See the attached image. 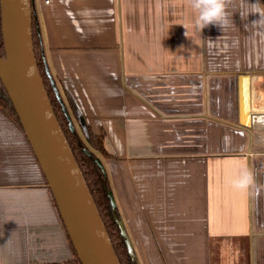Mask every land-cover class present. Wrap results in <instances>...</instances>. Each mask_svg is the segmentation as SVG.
<instances>
[{"label": "crops", "instance_id": "obj_1", "mask_svg": "<svg viewBox=\"0 0 264 264\" xmlns=\"http://www.w3.org/2000/svg\"><path fill=\"white\" fill-rule=\"evenodd\" d=\"M33 8L40 54L65 104L67 94L107 137L110 190L140 263L264 264L261 221L252 209L249 228L247 184L237 187L242 157L158 155L172 132L183 135L176 126L158 137L161 118L124 87L191 105L195 83L180 76L264 73V28L251 25L259 14L241 20V0H232L234 24L200 33L189 0H33ZM256 112L264 128V102ZM254 137L264 151V129ZM252 193L251 184V204ZM74 259L22 129L0 108V264Z\"/></svg>", "mask_w": 264, "mask_h": 264}, {"label": "water", "instance_id": "obj_2", "mask_svg": "<svg viewBox=\"0 0 264 264\" xmlns=\"http://www.w3.org/2000/svg\"><path fill=\"white\" fill-rule=\"evenodd\" d=\"M0 19L4 49V57L0 55V80L43 173L76 258L79 264H119L86 182L55 117L38 67L32 32L33 23L38 28L33 0H0ZM40 55L43 73L69 130L73 131L75 126L86 130L89 126L83 116L78 112L73 119L67 110L45 57L42 52ZM180 77L190 85L195 83L191 105L187 103L188 98L159 100L147 94L152 98L150 100L139 90L134 91L127 85L124 87L161 118L154 122L158 137L166 136L169 129H176V126L183 135L175 140V133L172 132L164 140L165 148L158 155L242 157L246 174L250 177L247 183L249 228L252 227L253 209L261 221L254 227H259L264 236V151H257L262 143H254V130L264 129L259 121L261 116L256 114L264 102V73L201 72L191 78ZM183 94L189 96V92ZM169 120L178 122H166ZM107 145V137L104 136L103 148L112 156ZM84 152L91 156L89 151ZM95 162L108 176L103 160L96 157ZM251 184L254 193L252 204ZM107 195L111 209L115 210L116 202L111 190ZM115 221L128 256L135 264H141L123 220L117 217ZM248 235L252 237L251 230ZM249 252L251 259V248Z\"/></svg>", "mask_w": 264, "mask_h": 264}, {"label": "trees", "instance_id": "obj_3", "mask_svg": "<svg viewBox=\"0 0 264 264\" xmlns=\"http://www.w3.org/2000/svg\"><path fill=\"white\" fill-rule=\"evenodd\" d=\"M33 32V44L34 53L37 59L38 67L41 72L46 91L49 96V100L53 107V112L58 121V124L63 132L66 142L70 148V151L78 165L80 172L86 182L87 188L91 194V197L98 210L100 218L104 224L105 230L111 241L115 255L119 261V264H135L127 254L126 245L124 239L120 236L117 223L115 219L119 217L118 211L112 210L109 202L107 192L110 190V182L107 175H105L101 169L97 166L95 158L99 157L102 160L110 157V155L103 148L104 133L101 132L99 135L92 133L89 127L86 130L80 129L78 126L73 131H70L64 115L60 110V106L57 103L54 94L50 88L48 80L43 73V66L40 57V43L36 27H32ZM0 55L4 57V49L2 42V31H1V19H0ZM65 100L67 102V110L71 113V116L76 119L77 108L71 99V97L65 94ZM0 108L4 109L11 118L19 125V120L16 112L9 100L8 94L4 89L0 80ZM84 150L90 152L91 156L85 154ZM73 251V248L71 246ZM75 262L79 263L76 258L75 252L73 251Z\"/></svg>", "mask_w": 264, "mask_h": 264}, {"label": "clouds", "instance_id": "obj_4", "mask_svg": "<svg viewBox=\"0 0 264 264\" xmlns=\"http://www.w3.org/2000/svg\"><path fill=\"white\" fill-rule=\"evenodd\" d=\"M232 0H189V5L194 12L193 22L196 28L202 32L205 27L215 25L223 29L229 24H234L232 19L233 13H229L228 7ZM247 5V7H245ZM259 14V19L252 22V26L264 28V5L260 0L250 3L249 0H241V11L239 15L241 20H246L249 15ZM185 29L186 25H183ZM250 177L245 174L241 180L237 182V187H244Z\"/></svg>", "mask_w": 264, "mask_h": 264}, {"label": "rangeland", "instance_id": "obj_5", "mask_svg": "<svg viewBox=\"0 0 264 264\" xmlns=\"http://www.w3.org/2000/svg\"><path fill=\"white\" fill-rule=\"evenodd\" d=\"M74 119V118H73ZM76 127V126H75Z\"/></svg>", "mask_w": 264, "mask_h": 264}]
</instances>
